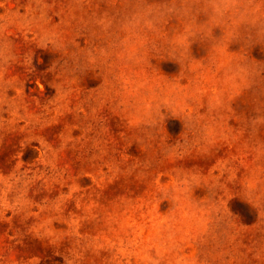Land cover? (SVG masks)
I'll return each mask as SVG.
<instances>
[{"label":"rangeland","instance_id":"374dc122","mask_svg":"<svg viewBox=\"0 0 264 264\" xmlns=\"http://www.w3.org/2000/svg\"><path fill=\"white\" fill-rule=\"evenodd\" d=\"M0 264H264V0H0Z\"/></svg>","mask_w":264,"mask_h":264}]
</instances>
